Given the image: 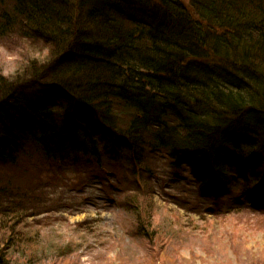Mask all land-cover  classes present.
I'll use <instances>...</instances> for the list:
<instances>
[{
    "label": "trees",
    "instance_id": "trees-1",
    "mask_svg": "<svg viewBox=\"0 0 264 264\" xmlns=\"http://www.w3.org/2000/svg\"><path fill=\"white\" fill-rule=\"evenodd\" d=\"M188 1L193 14L182 0L2 6L0 36L49 50L17 79L0 76V166L40 158L79 173L152 155L187 171L203 199L264 217V0ZM11 186L0 182V264H44L27 218L53 214L42 197L60 192Z\"/></svg>",
    "mask_w": 264,
    "mask_h": 264
},
{
    "label": "rangeland",
    "instance_id": "rangeland-1",
    "mask_svg": "<svg viewBox=\"0 0 264 264\" xmlns=\"http://www.w3.org/2000/svg\"><path fill=\"white\" fill-rule=\"evenodd\" d=\"M8 4L0 0V13ZM184 5L193 14L188 0ZM48 50L13 32L0 36V76L17 79L31 64L44 63ZM94 164L79 167V173L68 165L50 169L40 158L0 166L2 185L36 189L39 183L48 195L60 192L51 199L42 197L44 209L54 208L53 214L45 211L27 218L30 233L49 253L42 263L264 264L263 214L238 212L227 198L202 199L187 171H171L152 155L138 165L104 158ZM130 177L138 183L137 194L130 192ZM126 195L139 211L129 207ZM137 222L147 224L143 237Z\"/></svg>",
    "mask_w": 264,
    "mask_h": 264
}]
</instances>
